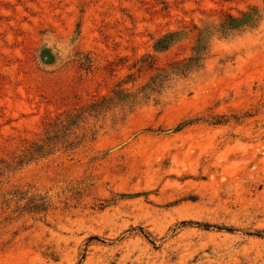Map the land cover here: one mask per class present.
Wrapping results in <instances>:
<instances>
[{"label":"rangeland","instance_id":"obj_1","mask_svg":"<svg viewBox=\"0 0 264 264\" xmlns=\"http://www.w3.org/2000/svg\"><path fill=\"white\" fill-rule=\"evenodd\" d=\"M0 264H264V0H0Z\"/></svg>","mask_w":264,"mask_h":264},{"label":"trees","instance_id":"obj_2","mask_svg":"<svg viewBox=\"0 0 264 264\" xmlns=\"http://www.w3.org/2000/svg\"><path fill=\"white\" fill-rule=\"evenodd\" d=\"M243 15H246V17H250L251 14H243ZM238 20V19H237ZM174 36V32H171V33H166L164 35H162L161 37H159L155 43L153 44V48L155 51H162V50H166L168 48V46L170 45H162L165 41L167 40H170V42H173V39H171L170 37H173ZM205 41H204V36L199 33L197 35V38H196V42H195V45L193 46V55L188 57L186 60H181V61H178V62H174L172 64H169L168 66L171 67V65H174L176 68H180L183 70H186V69H183L182 67L183 66H187L188 64L192 63V62H195L197 61L203 54L204 52H206V46H205ZM186 68V67H184ZM165 68H159V70H164ZM165 72V71H163ZM161 74H158V76H160ZM158 76H155L151 81H150V84L149 85H155V78H157ZM149 85H146V87H149ZM151 91H154L153 88H149ZM123 90H119V91H116V94H120L122 93ZM45 145V144H44ZM34 146V145H33ZM33 146H30V148L27 150V154L29 155H35L36 153L38 154L40 151H44L45 146H43V144H41L40 146L34 148ZM42 206V205H40ZM43 210V209H42ZM206 226H209L208 224H205Z\"/></svg>","mask_w":264,"mask_h":264}]
</instances>
